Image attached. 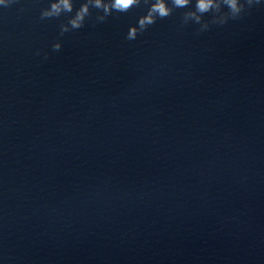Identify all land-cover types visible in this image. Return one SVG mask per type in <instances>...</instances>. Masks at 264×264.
I'll return each instance as SVG.
<instances>
[{"label": "clouds", "instance_id": "1", "mask_svg": "<svg viewBox=\"0 0 264 264\" xmlns=\"http://www.w3.org/2000/svg\"><path fill=\"white\" fill-rule=\"evenodd\" d=\"M12 2L0 0V6L8 7ZM254 3L259 4L260 0H83L79 8H75L74 0H49L48 6L40 11V19L67 16V22L60 25L59 34L63 36L84 27L86 21L93 17V10L96 11L95 22L102 23L114 13H128L143 5L146 11L135 24L129 26L125 37L128 41H134L158 20L172 16L177 9H186L182 13L181 27L189 22L199 25L196 30L199 35L212 25L223 26L230 19L240 18ZM208 14H211L210 19H205ZM61 48L59 40L52 44L53 51L58 52Z\"/></svg>", "mask_w": 264, "mask_h": 264}]
</instances>
